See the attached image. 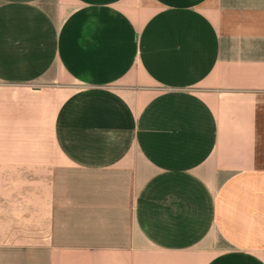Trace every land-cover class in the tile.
Masks as SVG:
<instances>
[{
  "label": "crops",
  "instance_id": "1",
  "mask_svg": "<svg viewBox=\"0 0 264 264\" xmlns=\"http://www.w3.org/2000/svg\"><path fill=\"white\" fill-rule=\"evenodd\" d=\"M0 264H264V0H0Z\"/></svg>",
  "mask_w": 264,
  "mask_h": 264
}]
</instances>
